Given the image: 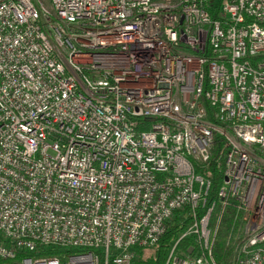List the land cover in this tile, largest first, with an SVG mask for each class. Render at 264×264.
<instances>
[{"label": "built area", "instance_id": "built-area-1", "mask_svg": "<svg viewBox=\"0 0 264 264\" xmlns=\"http://www.w3.org/2000/svg\"><path fill=\"white\" fill-rule=\"evenodd\" d=\"M43 1L0 0V264H129L174 212L162 264H217L227 207L264 264V0Z\"/></svg>", "mask_w": 264, "mask_h": 264}, {"label": "trees", "instance_id": "trees-1", "mask_svg": "<svg viewBox=\"0 0 264 264\" xmlns=\"http://www.w3.org/2000/svg\"><path fill=\"white\" fill-rule=\"evenodd\" d=\"M207 114H210V108L207 107ZM219 144L214 145L212 156L203 166L202 175L209 178L211 186L209 189L207 200L214 199L215 191L219 183L220 174L214 167V158L219 150ZM179 212H174L170 219L165 223V231L154 245L147 247L133 246V256L129 264H161L164 260L170 242L175 236L186 228L188 219L181 217ZM182 219V220H180ZM237 227V213L234 209L227 207L220 218L215 239L212 245V257L217 264H229L230 245L228 238L233 234ZM192 242V237H182L178 242V247L186 250ZM145 252L147 253L145 255ZM47 254L57 253L55 250L44 252Z\"/></svg>", "mask_w": 264, "mask_h": 264}, {"label": "rangeland", "instance_id": "rangeland-1", "mask_svg": "<svg viewBox=\"0 0 264 264\" xmlns=\"http://www.w3.org/2000/svg\"><path fill=\"white\" fill-rule=\"evenodd\" d=\"M43 2H46V0H44ZM46 4V3H45ZM180 216L181 217H183L184 215L182 214V213H180ZM222 216V215H221ZM221 216H220V218H221ZM180 217V218H181ZM171 218V217H170ZM220 218H219V221H220ZM219 221H218V223H217V228H218V224H219ZM165 231V230H164ZM216 231H217V229H216ZM183 232V230L180 232V233H178L176 236H175V238H177L181 233ZM215 235H216V232H215ZM235 235H236V230L233 232V234L228 238V244L230 245V256H229V259H228V262H229V264H231L230 263V259H231V255H232V252H233V242H234V240H235ZM174 238V239H175ZM174 239L170 242V244L174 241ZM180 239H182V238H180ZM180 239H179V241H180ZM214 239H215V237H214ZM178 241V242H179ZM170 244H169V246H170ZM168 249H169V247H168ZM168 251V250H167ZM147 253L145 252V255H146ZM166 255H167V253H166ZM165 258H166V256H165ZM165 258H164V260L162 261V263L165 261ZM161 263V264H162Z\"/></svg>", "mask_w": 264, "mask_h": 264}, {"label": "water", "instance_id": "water-1", "mask_svg": "<svg viewBox=\"0 0 264 264\" xmlns=\"http://www.w3.org/2000/svg\"><path fill=\"white\" fill-rule=\"evenodd\" d=\"M180 20H181V18H180ZM180 20H179V21H180ZM187 253H190V249L187 250Z\"/></svg>", "mask_w": 264, "mask_h": 264}]
</instances>
